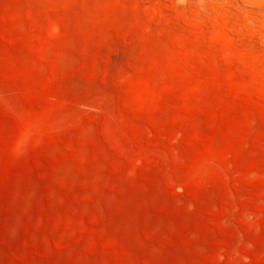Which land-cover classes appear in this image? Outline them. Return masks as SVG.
Returning a JSON list of instances; mask_svg holds the SVG:
<instances>
[{"label":"rangeland","instance_id":"obj_1","mask_svg":"<svg viewBox=\"0 0 264 264\" xmlns=\"http://www.w3.org/2000/svg\"><path fill=\"white\" fill-rule=\"evenodd\" d=\"M0 264H264V0H0Z\"/></svg>","mask_w":264,"mask_h":264}]
</instances>
